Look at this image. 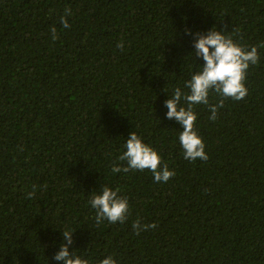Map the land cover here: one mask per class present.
I'll return each instance as SVG.
<instances>
[{"label":"trees","instance_id":"trees-1","mask_svg":"<svg viewBox=\"0 0 264 264\" xmlns=\"http://www.w3.org/2000/svg\"><path fill=\"white\" fill-rule=\"evenodd\" d=\"M213 27L261 45L264 0H0V264H63L64 229L89 264H264V47L243 100L225 98L214 121L194 106L207 161L184 158L166 116L202 69L186 30ZM132 131L175 171L168 182L112 172ZM105 185L128 198L124 223H96ZM138 219L157 227L137 235Z\"/></svg>","mask_w":264,"mask_h":264},{"label":"clouds","instance_id":"clouds-1","mask_svg":"<svg viewBox=\"0 0 264 264\" xmlns=\"http://www.w3.org/2000/svg\"><path fill=\"white\" fill-rule=\"evenodd\" d=\"M71 9L66 8L65 14L61 16L60 22L64 28H69L67 19ZM53 41L59 39V34L55 26L50 29ZM226 30H218L213 27L207 33H192L190 29L186 34L194 37V53L196 57H202V69L194 73L186 82L185 88L189 91H182L180 87L174 89V94L165 101L168 109L166 116L169 120L175 119L182 126L179 134V141L183 149L184 158L191 161H207L209 156L205 151V142L198 134L196 128L197 113L194 111L196 105H206L211 113L210 119L216 120L219 109L224 104L225 98L233 100H243L248 95V88L245 81L248 69L251 65L260 62L258 47H264V43L259 46H252L248 50L233 39L232 35L226 34ZM117 47L123 49V42ZM165 91L167 92L166 88ZM216 93L221 97L218 104L210 103V93ZM125 151L118 157L120 161H126L127 166L113 165L112 172L127 173L130 170H149L153 173L155 182H168L175 171L171 170L167 164L162 166V158L157 150L147 144L134 131L127 137ZM28 198L35 195V187L29 192ZM89 203L95 209V220L99 225L107 220L109 223H124L129 215L130 206L128 198L120 195V189L115 190L107 185L103 186L99 193H93ZM135 233L140 234L151 228H156V223L141 224L136 220L132 225ZM74 231L64 229L62 231L63 243L54 259L63 264H89V260L70 251V245L74 244ZM100 264H118L113 256H107L100 261Z\"/></svg>","mask_w":264,"mask_h":264}]
</instances>
